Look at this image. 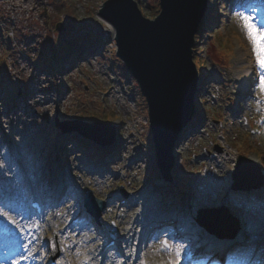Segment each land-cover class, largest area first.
Wrapping results in <instances>:
<instances>
[{
	"label": "rangeland",
	"instance_id": "obj_1",
	"mask_svg": "<svg viewBox=\"0 0 264 264\" xmlns=\"http://www.w3.org/2000/svg\"><path fill=\"white\" fill-rule=\"evenodd\" d=\"M105 1L0 0V120L4 121L0 122V147L6 148L2 141L4 129L16 144V152L27 148L25 143L30 138L23 131L15 132L16 124L22 130L35 131V142L42 148L40 170L25 167L24 176L20 168L13 169L10 159L6 163L5 157L0 158V179L6 189L22 192L25 183L40 188L41 179L47 176L58 180L64 171V181L69 177L74 180L71 186L75 191L68 196L74 201L75 210L82 204L79 194L87 188L100 198L112 199L102 220L110 227L111 221L117 223L114 214L120 210L118 190L123 187L130 198L121 207L124 217L129 220L136 210L142 211L140 221L132 226L135 233L144 226L149 213L172 212L188 240L177 239L175 231H164L150 239L143 237L142 242L140 237L133 238L134 246L137 243L139 247L134 257L138 264H168L177 259L179 264H187L183 247L207 237V232L195 222L196 211L201 207L227 206L238 219L237 236H251L257 228L256 221L264 215V182L257 188L234 189L231 171L237 156L243 154L264 175V94L260 91L264 69L257 62L242 20V15L247 14L259 27L256 14L237 9L238 3L233 0H208L209 7L190 43L194 63L208 76L201 97L199 77L193 92L194 122L203 119L198 128L187 131L175 150L174 165L164 170L157 162L146 100L133 73L116 54L112 31L97 13ZM136 3L148 18L150 9L159 6V0ZM58 22L63 29H55ZM82 47L85 51L80 55ZM29 102L32 104L27 106V113L32 116L27 121L24 104ZM198 106L204 111L199 113ZM8 117L14 119L13 129L5 122ZM55 118L112 123L116 126L114 146L119 144L120 148L109 150L111 145L98 144L77 132H71L61 144L66 134L55 126ZM19 137L26 142L19 141ZM96 180L99 184H95ZM115 193L117 196L113 197ZM73 211L58 209L33 221V245L42 236L46 245L43 252L47 246L50 251L49 241L56 233L55 243L61 253L63 238L61 234L57 236V230ZM125 223L118 228L120 237L131 224ZM46 224H50L49 229ZM167 233L169 237L165 238ZM100 237L66 239L72 245L68 256L76 258L77 251H85L86 247L80 246L84 239L94 243ZM132 247L129 242L130 252ZM98 251L94 249L89 254L97 255ZM114 252L123 258L119 251ZM201 262L198 263L206 264V260ZM63 263L68 264L67 258L63 257Z\"/></svg>",
	"mask_w": 264,
	"mask_h": 264
},
{
	"label": "water",
	"instance_id": "obj_2",
	"mask_svg": "<svg viewBox=\"0 0 264 264\" xmlns=\"http://www.w3.org/2000/svg\"><path fill=\"white\" fill-rule=\"evenodd\" d=\"M206 3L207 0H160V13L154 20L141 13L135 0H106L103 5L104 16L116 27L119 55L132 69L148 101L158 162L166 169L171 166L179 132L193 111L197 73L189 44ZM55 28L61 30L64 26L58 22ZM56 124L63 131L77 130L105 144L115 139L112 124L79 119L56 120ZM232 178L234 188L258 187L264 181L257 164L243 155L237 158ZM120 191L126 193L123 188ZM83 204L98 222L106 202L87 190ZM196 220L219 236L233 235L238 229L237 220L222 205L199 208ZM115 231L113 224L112 232Z\"/></svg>",
	"mask_w": 264,
	"mask_h": 264
},
{
	"label": "bare ground",
	"instance_id": "obj_3",
	"mask_svg": "<svg viewBox=\"0 0 264 264\" xmlns=\"http://www.w3.org/2000/svg\"><path fill=\"white\" fill-rule=\"evenodd\" d=\"M208 7H209V2L206 5V8H208ZM97 13H98L100 19L102 20V22L106 25V27L110 31H112L114 39L116 40V51H117L118 36H117V32H116V27H115L114 23L110 19H108L106 16H104V14H103V4L98 8ZM109 25L111 27H109ZM260 27H262L261 24H260ZM40 91L42 92L41 89H40ZM12 102H15V100H13ZM35 103L38 104L37 101ZM31 116L32 115L30 113H25V120L30 121L31 120L30 119ZM13 121H14V119L12 117H8L7 121H5V122H7L6 123L7 126L12 128L13 127V124H12ZM1 122H4V121L1 120ZM19 124H21V123H19ZM14 126L16 127L15 132H18V130L19 131L21 130V131L24 132V134L27 137L30 138L29 139L30 142H27L26 144H27V146L29 148V152L28 153H31V155L28 157V154L27 155L24 154L23 160H22L23 164H28V165H30V167H34V169L35 168H39V170H40L41 150H42V148L39 147V143L35 142L36 132L31 130V129H23L22 130V127L19 126V125H16V124H14ZM2 136H4L3 138L6 139L8 141V143L13 141V139L11 137H9L6 132H4V129H3ZM17 139L19 141L23 142V143L26 142L23 137H19ZM0 150H1V148H0ZM4 150H6V149H4ZM11 152H12V150L10 149V153ZM2 157H4V153L1 152L0 158H2ZM175 157H176L175 150H173L172 151V161L173 162L175 160ZM215 160L217 161L218 159H215ZM5 161L7 163L8 159H6ZM8 167L10 168V165H8ZM162 167L165 168L166 166L162 165ZM88 172L94 174L93 172H90V171H88ZM64 175H65L64 171H61L60 174H59V176H61V177L64 176ZM47 179H48V181H47ZM41 182L46 187V189L50 190L51 189L50 187L54 186V184L56 183V180L53 179L52 177H47L46 176V178L41 179ZM63 182H64L63 179H58L57 180V186L55 187V190L53 188L54 192H58V190L60 188V185ZM73 182H74L73 178H69L67 183L68 184L72 183V185H73L74 184ZM95 184H99V182L96 180ZM72 190L75 191L74 188H72ZM111 201H112V199H110V201L107 200V206L110 204ZM66 202H68V200ZM65 206L67 207L68 210H70L71 208L72 209L76 208L75 207L76 205H75L74 201L68 202L67 204H65ZM121 207H120V210H116L118 212L114 214V217L116 218V221H117L118 228L122 227L123 223L126 224L125 223L126 221H128V223L129 222L131 223V224L129 223L130 225L126 226V227L123 225L125 227V235L121 236V239H119L117 241L116 245H114V246L117 247V250L120 252V256H123V258L117 257V255H118L117 253H107L105 255L104 254L105 252L102 251L103 248H101V246L98 248V245H97L98 242L90 243L91 240H96L95 234L91 236V240L90 239H84V243H82L80 245V246H82L84 248L86 247L85 251L84 250L77 251V253H76L77 257L76 258H72V256H68V255L71 254L72 245L67 240L71 241V240H73L74 238H77V237H80V239H82L83 236H85V234L83 232H77L75 234L77 236H73L72 231H73L74 227H73V224H69V225H66V226L62 227V230H58V232H57V235H59V232H60L61 237L63 238L62 245H61L60 248L63 249L62 250L63 251L62 254H63V256L65 258H67L68 264H138V263H136L134 257L136 256L139 247H138L137 243L134 246V242L135 241H133L132 239L133 238H137L140 235H139V231H137L136 233L133 231V227L132 226H135L140 221V217L142 216V211L141 210H136L134 217L129 219V220H127L126 217H124V215H123V211H122ZM81 209H82V207H81ZM108 209H109V206L107 207L106 210H108ZM105 213L106 212H104L102 214L101 220H103L104 216H106ZM157 222H159V221H156L155 223H157ZM28 226H30L29 222H28ZM255 226L257 227L256 230H255V233L252 234L251 236H248V238L251 241L247 244L248 241L243 240L244 241L243 244H247L245 246L246 249L245 248L242 249V246H237L239 240H242L238 236L236 238L230 240V241H228V239H226V240H223L221 242H217L214 245H212L213 242L210 241V240L212 238L216 237V236H212L211 238H209V237L208 238H204L205 241L209 240V242H207L206 245L204 244L205 243L204 240L202 242H198L196 240H193V242L188 243L187 245H185L183 247L184 248L183 255L185 256V253L188 251L189 248H192L195 251L199 250L200 252L205 251V249L207 248V250H209V252H212L211 256H219L222 253H225L226 251H232V253L234 255V254L239 253V252L240 253L242 252V254H244L245 253L244 251L247 250V249H249L250 252L253 249H256V250L260 249L261 250V249L264 248V215L258 221H256ZM46 228L49 229L50 228V224H46ZM181 229H182V227H179L178 230H177V233H179L181 231ZM104 231H102V232H104ZM133 234H135L134 237H132ZM41 237L39 239H41ZM115 237L116 238L119 237L118 236V232H117V235L115 234ZM164 237L168 238L169 234L168 233L165 234ZM32 240H35V237H32ZM236 241H238V242L236 244H234ZM129 242H132V246H133L131 248V252H130V249L128 248ZM199 243H200V245H199ZM204 245L206 247L201 249V247H203ZM103 246H104V244L102 245V247ZM213 246H214V251H216V252H213V250H212ZM94 249L99 250L97 255L89 254ZM85 253H88V254L86 255ZM84 254H85V256H83ZM86 256L90 258L87 262H85V257ZM100 259H101V261H100ZM127 260H128V262H127ZM0 264H12V263H10V261L7 259V257H1L0 256ZM59 264H60V262H59Z\"/></svg>",
	"mask_w": 264,
	"mask_h": 264
},
{
	"label": "snow or ice",
	"instance_id": "obj_4",
	"mask_svg": "<svg viewBox=\"0 0 264 264\" xmlns=\"http://www.w3.org/2000/svg\"><path fill=\"white\" fill-rule=\"evenodd\" d=\"M242 20L244 22V27L247 30L249 39L253 45V51L256 55V59L258 64L260 65V67L262 69H264V28H260L257 27V25H255L252 21H253V17L244 14L242 15ZM109 27H111L109 25ZM260 91L262 94H264V76L260 77ZM222 174V173H221ZM80 196H83V193L79 194ZM77 203H79V200H77ZM7 207L8 211H15L14 208H12L10 205L7 204H0V217L7 219L8 223L10 224H14L15 221L8 216V212L4 211L3 209ZM31 243V241L29 242V244ZM165 245H167V241H164ZM29 245L26 244L25 247L27 248ZM49 246H50V250L52 251H56L57 250V245L51 241H49ZM63 250V249H61ZM28 255H31V253H29ZM177 257H180V252H177ZM22 259H27L28 256H22ZM90 258L89 257H85V262H87ZM13 264H18V261H13ZM168 264H179V259H177L176 261H169ZM209 264H217L216 261L209 259Z\"/></svg>",
	"mask_w": 264,
	"mask_h": 264
},
{
	"label": "trees",
	"instance_id": "obj_5",
	"mask_svg": "<svg viewBox=\"0 0 264 264\" xmlns=\"http://www.w3.org/2000/svg\"><path fill=\"white\" fill-rule=\"evenodd\" d=\"M58 7L61 9L59 4H58ZM157 12H158V5L153 6L148 13H149L150 17H154L157 14ZM201 74H204V73L201 71ZM204 78H206V77H204ZM203 89H205V88L203 87Z\"/></svg>",
	"mask_w": 264,
	"mask_h": 264
}]
</instances>
